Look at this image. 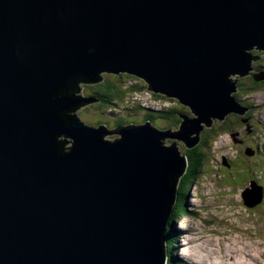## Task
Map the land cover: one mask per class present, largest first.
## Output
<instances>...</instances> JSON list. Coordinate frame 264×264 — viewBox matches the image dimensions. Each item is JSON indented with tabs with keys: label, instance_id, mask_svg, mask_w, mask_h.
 <instances>
[{
	"label": "water",
	"instance_id": "obj_1",
	"mask_svg": "<svg viewBox=\"0 0 264 264\" xmlns=\"http://www.w3.org/2000/svg\"><path fill=\"white\" fill-rule=\"evenodd\" d=\"M254 49L264 0H0V264H168L186 158L150 123L106 140L71 114L98 102L78 86L142 79L191 109L178 139L193 149L203 124L249 111L234 76Z\"/></svg>",
	"mask_w": 264,
	"mask_h": 264
},
{
	"label": "rangeland",
	"instance_id": "obj_2",
	"mask_svg": "<svg viewBox=\"0 0 264 264\" xmlns=\"http://www.w3.org/2000/svg\"><path fill=\"white\" fill-rule=\"evenodd\" d=\"M254 51L255 49L250 51L251 56L257 57L251 64V69H253L249 71L250 75L252 74L251 77L249 75L234 76V80L239 78L234 95L242 102V105L245 104L246 109L251 108L243 116L236 115L242 116L243 120L246 114L250 113V126L254 130L248 133L245 122H241V119H234L232 114L230 115L232 124H226L228 129H221L225 120L219 124L217 119H213L210 128L203 124V132L214 128L215 131L222 130V135L212 136L213 143L211 144L210 141L209 148L203 150L206 154L205 160L197 175L195 187L187 194L188 205L193 213L184 216L181 222L178 221L174 228L170 229L172 234H176L175 232H179L180 229L184 231L181 238L174 239L177 245L173 248L174 250H171V254L166 246L168 255L176 256L186 264H194V261L196 264H199L198 261H205L207 264H264V201L254 210L247 208L243 200V192L246 187H250L252 182L257 181L264 185V87L249 89L250 80H255L253 75L259 73V69L264 72V52L260 55L259 52L254 54ZM123 75L127 74L104 73L101 75L103 81L99 83L108 79L114 82L120 81V83L125 80L126 84L121 85L126 88L134 83V79L130 80ZM94 85L97 84H80L78 87H82L81 97L87 95L95 97L92 94ZM134 95L123 97L127 101L123 103L121 101V104L114 102L119 106L118 113L116 109L104 110L99 101L91 103L80 111L81 120L86 124L95 125L97 122L106 123L109 119L110 122L107 125L111 132L105 137L108 141H114L120 137L114 132L116 128H113L117 120L125 121L124 127L150 123L153 128L165 134L164 147L176 145L179 148L180 157L185 155L187 148L178 139V130L183 122L180 117L177 116L179 123H176L174 118L146 120L147 116H152L157 112L164 113L165 109L167 112L179 107L177 100L170 101L166 97L165 102H155L152 95L157 94L149 90L140 95ZM181 106L187 108L190 118L195 117L187 106ZM135 107H140L144 112H136ZM111 112L117 114H110ZM184 114L188 113L184 112ZM59 140L64 142L69 139L60 137ZM70 146L69 142L65 147ZM179 183L180 181L177 185L176 202L179 199ZM259 188H261L259 200L261 201L264 200L263 189L261 186ZM198 241L201 246L198 245Z\"/></svg>",
	"mask_w": 264,
	"mask_h": 264
},
{
	"label": "trees",
	"instance_id": "obj_3",
	"mask_svg": "<svg viewBox=\"0 0 264 264\" xmlns=\"http://www.w3.org/2000/svg\"><path fill=\"white\" fill-rule=\"evenodd\" d=\"M123 76L130 78V80L134 79V83L126 88V87H123L121 85V84H124V85L126 84L124 79H122V80H124L123 83H122V81L120 83V81L114 82V81H111L108 79V80H105L103 83H99V84L97 83V85L93 86L94 91L92 94L103 105L104 110L113 111L116 109L115 111L118 113L117 109H119L118 108L119 106L114 102H118L121 104V101H122V103L127 101V100L125 101L123 97L128 96V95L132 96L133 94H135L134 96H137V95H140L141 93H144L145 91H147V84L143 80H141L137 77H134L132 75H123ZM123 76H121V77H123ZM99 80H101V79H99ZM250 82H251V84L249 86V89H251V90H255L257 88L264 87V86H262V85H264V81L260 82V81H256L254 79H251ZM121 87H123V88H121ZM146 93L149 94V92H146ZM74 95H75V97L76 96L80 97L75 92H74ZM152 96L154 97V99L156 101H160V102H164V99H166L165 96H159V95H152ZM87 97H88V95H87ZM171 101H173V100H171ZM177 104L179 105V107H177L173 110L172 109L168 110L167 112H165L167 110V109H165L164 113L163 112L162 113L157 112L152 116H147L148 119H146V120L147 121H151V120L154 121L156 119L158 120V119H172V118H174L176 120L175 122L179 123L180 120L177 119V116L180 114H184V112L189 114V111L187 112V110H186L187 108H183L181 106L182 105L181 103L177 102ZM82 110H83L82 108L76 107L75 109L71 110V114L73 116L76 115L81 119L80 111H82ZM134 110L136 112L140 111V113L144 112V111H142V109L140 107H135ZM117 113L111 112L110 114H117ZM232 115L236 117L234 119H241V122H245V127L250 126L251 121H245V120H248L247 116L245 118H243V120H242V116H239L236 114H232ZM83 122H85V121H83ZM109 122L110 121L108 119V121L106 123L97 122V124H95V125L92 123L86 124V125H89V126L91 125V127H93V128H98L101 126V124H103V126L107 129V131L111 132L108 129L109 125H107V123H109ZM227 123L232 124V120H231L230 115L226 117L223 125L221 126V129H226ZM114 124H116V126H113V128H116L114 130V132H116L118 127L123 126L125 124V121L117 120L116 122H114ZM205 129H206V127H205ZM221 131L222 130L215 131L214 128H212V130L208 131V132H207V130L206 131L204 130V132L202 131L200 134L201 142L199 143V145L193 149H187L185 152V155H187L188 160H189V166H188L186 173L179 180L180 181L179 189H178L179 199H178L175 207L173 208V213H172L171 218H170V226H169L170 228L167 231V242L169 245V249H171V250H174L173 248H175V245H177V243L174 239L177 240V237H179V235L177 234V237H176L174 234H172L173 232L170 229L174 228L175 223H176V221H178V219H179L178 217L180 214L183 216V215H186V213H188L187 212V210H188V208H187V206H188V197L187 196L188 195L187 194L189 193V191L194 186L195 181L198 178L197 175L200 172V169L203 165V161L205 160L206 154L203 153V150H205V148H209L208 143L210 141H211V144L213 143L214 139H211L212 136H214V135L219 136L220 134L222 135ZM205 133H208V134H205ZM262 188L264 189V187H262ZM261 204H262V202H261ZM171 253L172 252H170V254ZM169 264H186V263H183L178 257H176V256L174 257L171 255Z\"/></svg>",
	"mask_w": 264,
	"mask_h": 264
},
{
	"label": "bare ground",
	"instance_id": "obj_4",
	"mask_svg": "<svg viewBox=\"0 0 264 264\" xmlns=\"http://www.w3.org/2000/svg\"><path fill=\"white\" fill-rule=\"evenodd\" d=\"M254 52H259V54L261 55V52H264V51H263V50L255 49ZM254 54H255V53H254ZM252 57H253L254 60L257 59V57H256L255 55L252 56ZM250 69H251V66H250ZM251 70H253V69H251ZM255 71H256V70H255ZM261 71H262V69H259V70H258L259 73H256V74L253 75V77L255 78L256 81H260V82L264 81V72H261ZM248 75L251 77L252 74L250 75V73L248 72L245 76H248ZM237 80H239V78H237ZM237 80H234V81H235V84H236V88H237ZM262 86H263V85H262ZM233 97H235V99H236V101L238 102L239 105L243 106V105H242V102L239 101L238 98H237L234 94H233ZM244 109H246V108H244ZM246 121H247V120H246ZM247 128L249 129V127H247ZM58 140H59V139H58ZM59 141L63 143L62 140H59ZM64 142H66V141H64ZM187 149H188V148H187ZM67 153H69V152H67ZM252 183H253V182H252ZM252 183L250 184V186L252 185ZM254 183H255V182H254ZM258 187H259V186H258ZM245 189L247 190V189H249V188L246 187ZM260 189H261V188H260ZM262 189H263V188H262ZM246 190H245V191H246ZM263 192H264V189H263ZM263 196H264V193H263ZM259 205H260V204H258L257 206H259ZM257 206H256V207H257ZM187 208H188V213H187L186 215L188 216V215H190V214L193 213V212H192V209H190L189 205L187 206ZM247 208H250V207L247 206ZM250 209H254V208H250ZM254 210H255V209H254ZM186 215H183V217L186 216ZM183 217H182L181 219H183ZM169 228H170V227H169ZM176 237H177V236H176ZM198 245L201 246V244H198ZM181 246L183 247V244H181ZM209 250H210V249H209ZM194 264H196L195 261H194Z\"/></svg>",
	"mask_w": 264,
	"mask_h": 264
},
{
	"label": "clouds",
	"instance_id": "obj_5",
	"mask_svg": "<svg viewBox=\"0 0 264 264\" xmlns=\"http://www.w3.org/2000/svg\"><path fill=\"white\" fill-rule=\"evenodd\" d=\"M127 75H129V74H127ZM142 80V79H141ZM148 87V86H147ZM148 90V89H147ZM157 95H159V96H163V95H160V94H157ZM82 98H92V99H96L97 101H98V99L95 97H87V96H84V97H82ZM152 98H154L153 96H152ZM171 100H173V101H176V99H170V101ZM154 101L155 102H158V101H156L155 99H154ZM165 102V101H164ZM177 102H179L178 100H177ZM180 103V102H179ZM189 115V114H188ZM78 117V116H77ZM79 118V117H78ZM80 119V118H79ZM249 119V118H248ZM83 121V120H82ZM83 123H85V122H83ZM86 124V123H85ZM250 125H251V123H250ZM121 127V126H120ZM250 127L251 126H249V129H247V131H250ZM119 128V127H118ZM250 133V132H249ZM182 157H184V158H186V161H187V166H186V171H187V169H188V166H189V160H188V157H187V155H183ZM226 166H227V164H226ZM228 167V166H227ZM185 171V172H186ZM195 185V184H194ZM193 188V187H192ZM177 203V202H176ZM176 205V204H175ZM175 205H174V207H175ZM181 217H183L181 214L179 215V219H178V221H180L181 220ZM178 221H176V223L178 222ZM181 222V221H180ZM176 223H175V225H176ZM168 229H169V227H168ZM168 231V230H167ZM175 231H176V229H175ZM183 232L184 231H182L181 229L179 230V232H175L176 234H174L175 236H177V234L179 235V237L181 238V235L183 234ZM199 243V242H198ZM200 244V243H199ZM167 246L169 247V245H168V242H167ZM175 248H176V245H175Z\"/></svg>",
	"mask_w": 264,
	"mask_h": 264
},
{
	"label": "flooded vegetation",
	"instance_id": "obj_6",
	"mask_svg": "<svg viewBox=\"0 0 264 264\" xmlns=\"http://www.w3.org/2000/svg\"><path fill=\"white\" fill-rule=\"evenodd\" d=\"M255 54L258 53V52H254ZM245 105V104H244ZM234 118H236L235 116H233ZM246 117V116H245Z\"/></svg>",
	"mask_w": 264,
	"mask_h": 264
}]
</instances>
